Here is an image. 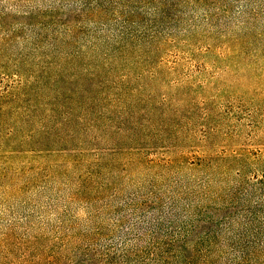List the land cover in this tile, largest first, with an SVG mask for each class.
<instances>
[{"label":"rangeland","instance_id":"1","mask_svg":"<svg viewBox=\"0 0 264 264\" xmlns=\"http://www.w3.org/2000/svg\"><path fill=\"white\" fill-rule=\"evenodd\" d=\"M0 122V264L245 263L264 0H0Z\"/></svg>","mask_w":264,"mask_h":264},{"label":"trees","instance_id":"2","mask_svg":"<svg viewBox=\"0 0 264 264\" xmlns=\"http://www.w3.org/2000/svg\"><path fill=\"white\" fill-rule=\"evenodd\" d=\"M4 125V122H0V142L2 143V145H5V141L13 138L14 135L19 131V128L17 127L15 131L9 130L7 133H4ZM10 142L12 141L10 140ZM1 149L5 148H0V150ZM198 155L202 157L199 166L203 165L206 168H216V164H214V161L212 160L214 155L213 150L203 149L198 152ZM231 159L234 160L235 165L239 167L237 168V172L235 173L237 179L234 181V186H232V184L228 189L225 188L222 192H220L218 189H220L219 185L221 184V182L216 181L213 176H211L213 179H209L206 184L209 187L214 186L215 190L217 188L219 197L224 199H231L235 193L242 192V190L246 191L245 193L247 195H245V199L249 201V203L251 202V204L247 207V211L243 212L251 215L256 219V221H260L262 230L260 233H257L256 230L255 232H251L250 228H246L244 232L238 234H249L250 239L248 241H244L243 243L246 242L245 247L250 250V254H252V257L246 260L245 263L242 262V264H264V151L260 147L255 153L253 152L252 154H248L247 158L245 159L244 155L241 153H236L235 156L231 157ZM245 165L246 167H244ZM248 168L251 169V174L249 178H246L247 176L244 177V174L245 170ZM230 169H232V166ZM237 184L240 185L237 187ZM243 185H245V188L242 189L240 186ZM231 207L232 206L230 205H225L222 206V209L229 210L231 209ZM248 221L249 216L247 214L241 215L234 221V223L231 224L227 232H232V225L234 228L243 227ZM258 234H261V238H259ZM243 237L244 236H240V240H242L241 238ZM224 246L228 249L231 247L230 244Z\"/></svg>","mask_w":264,"mask_h":264}]
</instances>
